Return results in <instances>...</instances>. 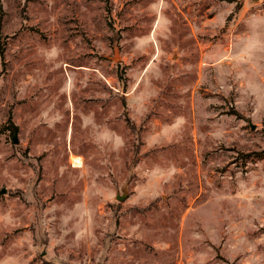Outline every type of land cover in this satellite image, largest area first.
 <instances>
[{
  "label": "rangeland",
  "instance_id": "1",
  "mask_svg": "<svg viewBox=\"0 0 264 264\" xmlns=\"http://www.w3.org/2000/svg\"><path fill=\"white\" fill-rule=\"evenodd\" d=\"M0 4V264H264V0Z\"/></svg>",
  "mask_w": 264,
  "mask_h": 264
},
{
  "label": "trees",
  "instance_id": "2",
  "mask_svg": "<svg viewBox=\"0 0 264 264\" xmlns=\"http://www.w3.org/2000/svg\"><path fill=\"white\" fill-rule=\"evenodd\" d=\"M219 1H225V2L231 3V2H234L235 0H219ZM0 13H1V4H0ZM0 36H1V34H0ZM3 53H4V49L0 43V58L3 57ZM124 73H125L124 68L119 69V79L123 84L125 83V74ZM122 103H123V107L125 108L124 102H122Z\"/></svg>",
  "mask_w": 264,
  "mask_h": 264
},
{
  "label": "water",
  "instance_id": "3",
  "mask_svg": "<svg viewBox=\"0 0 264 264\" xmlns=\"http://www.w3.org/2000/svg\"><path fill=\"white\" fill-rule=\"evenodd\" d=\"M252 1H256V0H252ZM13 143L14 144L17 143V139L15 135L13 136ZM122 191H123L122 195L116 194V199L118 201H124L128 196V191L126 189H123ZM5 193H6V190L4 188L0 190V196L4 195Z\"/></svg>",
  "mask_w": 264,
  "mask_h": 264
},
{
  "label": "bare ground",
  "instance_id": "4",
  "mask_svg": "<svg viewBox=\"0 0 264 264\" xmlns=\"http://www.w3.org/2000/svg\"><path fill=\"white\" fill-rule=\"evenodd\" d=\"M79 161H80V160H76L74 164H75V165H78V164H79Z\"/></svg>",
  "mask_w": 264,
  "mask_h": 264
}]
</instances>
